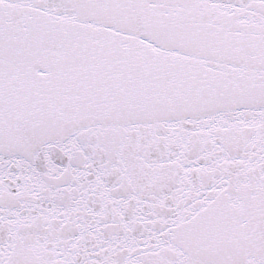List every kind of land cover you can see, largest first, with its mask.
I'll return each instance as SVG.
<instances>
[{
    "label": "snow or ice",
    "instance_id": "6c2138e0",
    "mask_svg": "<svg viewBox=\"0 0 264 264\" xmlns=\"http://www.w3.org/2000/svg\"><path fill=\"white\" fill-rule=\"evenodd\" d=\"M0 264H264V0H0Z\"/></svg>",
    "mask_w": 264,
    "mask_h": 264
}]
</instances>
